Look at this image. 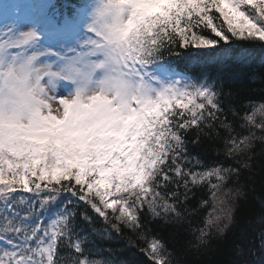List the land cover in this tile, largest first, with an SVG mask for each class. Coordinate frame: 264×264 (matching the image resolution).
Listing matches in <instances>:
<instances>
[{
	"label": "snow or ice",
	"instance_id": "1",
	"mask_svg": "<svg viewBox=\"0 0 264 264\" xmlns=\"http://www.w3.org/2000/svg\"><path fill=\"white\" fill-rule=\"evenodd\" d=\"M241 79L264 84V0H0V264L206 254L264 157V90ZM125 230L140 243L105 246ZM230 255L264 264V230Z\"/></svg>",
	"mask_w": 264,
	"mask_h": 264
},
{
	"label": "trees",
	"instance_id": "2",
	"mask_svg": "<svg viewBox=\"0 0 264 264\" xmlns=\"http://www.w3.org/2000/svg\"><path fill=\"white\" fill-rule=\"evenodd\" d=\"M236 88L240 91L241 97H252L259 101L261 92L264 90V84L259 81L241 79L236 82ZM239 132L240 129L237 128ZM246 134V133H244ZM219 145H208V150L204 152L205 163L211 164L214 160L219 159L225 163V166L233 164L232 160H225L222 154H217L214 150ZM259 146H257V156L252 173L245 172L241 177L240 183L250 190V194L246 200H241L236 211V222L231 226L230 230L225 232L223 236H215L210 244L206 254L191 255L188 257L190 264H228L232 258L230 255L231 249L235 243L238 242L242 233H246L247 238L258 243V236L260 231L264 230V225L257 221L259 216L260 202L264 200V157L259 154ZM203 193L197 192V195L192 198V202L188 205L189 209L197 206V200ZM193 224L200 220L199 215L191 217ZM165 240L170 247L182 245L187 239L191 237L183 231L174 232L169 229L162 233ZM123 243L112 242L105 244L106 247L125 248V245L131 240L133 243H140L137 241L134 234L125 230L121 237ZM136 250L133 249L132 253ZM129 253V254H132Z\"/></svg>",
	"mask_w": 264,
	"mask_h": 264
}]
</instances>
